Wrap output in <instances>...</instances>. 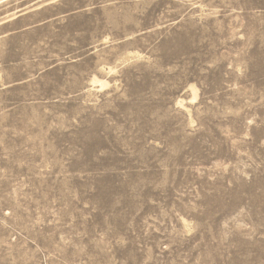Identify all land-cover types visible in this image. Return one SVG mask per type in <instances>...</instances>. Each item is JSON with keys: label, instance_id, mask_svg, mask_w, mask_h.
I'll return each instance as SVG.
<instances>
[{"label": "rangeland", "instance_id": "obj_1", "mask_svg": "<svg viewBox=\"0 0 264 264\" xmlns=\"http://www.w3.org/2000/svg\"><path fill=\"white\" fill-rule=\"evenodd\" d=\"M0 264H264V0L0 2Z\"/></svg>", "mask_w": 264, "mask_h": 264}, {"label": "bare ground", "instance_id": "obj_2", "mask_svg": "<svg viewBox=\"0 0 264 264\" xmlns=\"http://www.w3.org/2000/svg\"><path fill=\"white\" fill-rule=\"evenodd\" d=\"M2 1H4V0H0V2H2ZM110 69V68H109ZM92 82L93 83H99L100 85H101V87H104V86H106V85H108L109 84V82L107 81V80H105V79H100L99 77H97V76H94L93 77V79H92ZM193 94H194V97L193 98H196L197 96H198V94L195 92V90H193ZM180 102V104L182 103V104H184V99H183V101L182 100H180L179 101ZM181 104V105H182Z\"/></svg>", "mask_w": 264, "mask_h": 264}]
</instances>
